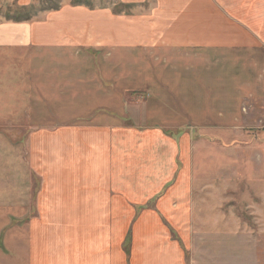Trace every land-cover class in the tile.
I'll return each instance as SVG.
<instances>
[{
	"label": "rangeland",
	"instance_id": "obj_1",
	"mask_svg": "<svg viewBox=\"0 0 264 264\" xmlns=\"http://www.w3.org/2000/svg\"><path fill=\"white\" fill-rule=\"evenodd\" d=\"M206 1L0 0V264H29L42 221L52 237L64 220L82 232L100 223L99 212L72 220V201L87 210L92 188L103 200L112 186L140 190L129 173L174 178L115 220L188 190L196 206L182 231L197 244L177 240L187 264H264V31L246 34L263 5ZM199 15L208 37L181 46ZM215 34L228 47L211 46ZM183 174L192 181L177 183ZM222 199L239 207V236L199 226ZM202 235L211 261L197 252Z\"/></svg>",
	"mask_w": 264,
	"mask_h": 264
},
{
	"label": "crops",
	"instance_id": "obj_2",
	"mask_svg": "<svg viewBox=\"0 0 264 264\" xmlns=\"http://www.w3.org/2000/svg\"><path fill=\"white\" fill-rule=\"evenodd\" d=\"M201 4H207L206 0ZM246 2V0H245ZM185 3V2H184ZM248 3V2H247ZM263 5V17L260 18L259 24H253L251 32L246 31V34L254 38L256 29L259 32L264 31V0H250L249 5ZM248 6V5H247ZM256 11H260L256 9ZM199 24L195 25L198 30H195L194 34L192 29L191 33L183 35V45L192 48L190 45L193 37L207 38L208 26L204 20V16H198ZM202 22V24L200 23ZM256 21V19H255ZM190 22L197 23V20L193 18ZM203 26H206V31L201 30ZM200 28V29H199ZM216 35V40L212 42L213 47H228L224 45L222 41L217 40L219 35ZM246 35V36H247ZM185 39H187L185 41ZM236 44H239L237 42ZM199 47H208V44L198 43ZM234 45V43H233ZM185 131L182 132L183 133ZM156 136H153L154 140H159L160 131L155 132ZM159 133V134H158ZM111 134V133H110ZM188 137V136H187ZM157 157L155 156V159ZM154 160V157H152ZM154 169H158L156 165H152ZM135 173L127 174L125 181H142V188L138 191L133 186H112L106 190V198L103 200V195L97 193L96 188H92L93 193L92 200L89 199L88 207H83L78 201H72L70 213L72 220L76 215L80 214H95L99 212L103 215L100 223L96 222L89 228V233L83 232L79 227L72 225L71 221H65L62 224H58L56 234L52 237L49 233V226L47 221H42L38 231L31 235V246L34 245V250L38 251L31 258H29V264H187L185 261L184 251L181 244L177 241L180 237L184 240L183 245L188 248L195 247L197 242L193 238L194 234L189 233L190 229L184 234L182 229L186 230L187 226L191 223L192 208L195 206L190 201L191 194L188 190H177L175 188H168L162 193L161 199L157 203V208L144 209L135 214L133 222H122L120 215L115 220L114 213H121V204L128 203L131 198H136V207L144 206L147 203V199L154 197V195L160 190V183H169L174 175L171 173H165L164 175L156 174L151 176H145L144 174H138L135 178ZM131 178V179H129ZM145 181L151 183L150 188L144 189ZM177 183L179 182H191L192 177L189 174L177 175ZM163 187V184H162ZM146 191V192H145ZM231 193H229L230 195ZM232 197H234L232 195ZM237 197V196H235ZM224 198V197H223ZM185 202V203H183ZM191 202V203H190ZM234 202V199L232 200ZM86 203V202H85ZM113 204L112 208H108L107 204ZM229 204L225 200H221L211 207V212L203 213L205 224H201L200 228L215 229L223 228L230 230L233 227L234 236H239L240 231V219L238 215L239 207L234 204L226 207ZM237 205V204H236ZM205 208L202 209L204 211ZM88 213V214H89ZM69 219V218H68ZM165 221L173 223L172 226L176 227L177 234L173 236L168 230L169 226L165 224ZM215 222L220 223L221 227L215 226ZM218 230V229H217ZM77 231L79 235L77 236ZM129 231V232H128ZM219 235V230L214 233V236ZM76 237V238H75ZM131 238L130 253L126 252L125 248ZM75 240L73 241V239ZM226 235L221 233V242H225ZM116 239V240H115ZM129 239V240H128ZM128 241V242H125ZM200 246L198 254L200 257L208 258L206 255V247L214 245L211 236L202 235L199 238ZM93 242V243H92ZM123 243H127L122 246ZM76 245V247H75ZM94 246V249L92 248ZM54 247L57 252H53ZM219 245L217 246V248ZM216 248V249H217ZM61 250V252H59ZM212 258H217L212 256ZM210 260V259H209ZM211 261V260H210ZM213 262V261H212ZM213 264H216L213 262Z\"/></svg>",
	"mask_w": 264,
	"mask_h": 264
}]
</instances>
